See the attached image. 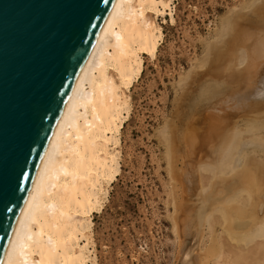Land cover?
Listing matches in <instances>:
<instances>
[{
  "label": "rangeland",
  "instance_id": "obj_1",
  "mask_svg": "<svg viewBox=\"0 0 264 264\" xmlns=\"http://www.w3.org/2000/svg\"><path fill=\"white\" fill-rule=\"evenodd\" d=\"M261 3H264V0H173V20H170L168 16H165L164 19L158 18L161 25L162 37L159 41L156 55L152 59L144 55L141 74L133 82L128 91L130 109L122 128V135L120 134V171L110 184L107 199L97 208L98 210L94 209V212H91L93 241L91 248L95 255L94 264H188V259L195 250H200V246L205 249L210 240L214 238L213 235L217 238L221 232V226L217 222H215L214 226H211L212 231L210 229L207 230L205 222L203 226L202 222L197 227V221L195 220L192 221L193 223H190V225L192 224L191 227L190 225L188 227L185 225V220H182L184 212L180 211V209L183 210L182 203L186 204L185 202L192 203L189 205L195 208V210L200 207L203 209L204 204H206L205 207L209 205L208 199L210 202L213 201L215 203L214 207H217L218 203L224 204L225 202H222V200L226 201L229 194L227 196L228 192L216 181L220 180V178L235 175L236 171L247 165L246 161L251 156L255 162L262 161L261 159L264 162V146L260 147V145L258 146L259 143H257L260 138H264V124L262 125L263 131L261 130L259 133L260 138L258 141L255 140L256 143L254 141L256 134H254V137L253 133L245 131L248 129L246 127L249 124L252 125V121L256 120L255 122H258L260 120L259 122L262 121L264 123V113L259 117L257 114L252 116L254 114L250 115L252 112L249 111L250 109L244 108L243 110L241 107L240 109L243 113L240 112V109L239 111L237 107H234L239 106V104L235 105V102L231 100V95H229L236 88L239 89L241 87L238 84L241 83L239 79L242 78L241 81L245 80L244 76L247 73L245 70H248L250 64L248 60L250 59L248 56L250 55V43L245 44L249 39L241 37L238 33L246 30L245 28L248 24L251 29L264 26V9L261 8H264V4ZM240 15L241 17H239ZM223 18L225 19L223 20ZM224 21L226 25L223 24ZM260 21L263 22L261 23ZM257 22H260V24ZM236 26L245 27L236 28ZM237 29H241L242 31ZM235 31L238 32L235 34ZM235 40H238V43ZM227 47L228 49H226ZM218 60H221L220 63ZM213 62L214 66H216L215 63L219 64L217 65L218 68L213 66ZM220 69H223V71ZM242 71L244 72L243 77L241 75L243 74ZM238 74L241 78L238 77ZM236 75L239 78L238 83L236 82L237 84H235L237 80H234ZM211 116L215 120L221 119L224 121L222 122L223 125H226L225 129L221 125L220 130L218 128L214 129L216 131L212 130L213 133L219 134L217 136L214 133V142H216V137V140L221 137L222 139L225 138L223 142L221 141L222 139L217 141L220 143L219 148L218 143H214L217 147L214 148V146L213 151L211 150L213 142L209 146L206 141L207 137H205L212 132H206L211 130V123L215 121L213 119L211 122ZM187 130L191 131L190 133L194 131L193 137H189L192 142L194 141L192 143L189 140L192 143L190 146L193 145V147L186 145L188 141L184 142L186 139H189L187 136H192ZM235 132H239V136ZM232 133H235V136ZM162 134L168 136L166 140L170 145L165 143L167 141L164 142L162 140ZM186 134L188 135L186 136ZM196 136L200 139V142L202 141L201 145L198 139H194ZM245 138L247 140L253 138V142L250 141L252 144L250 142L247 143ZM235 139L240 142H236ZM196 143H198L197 146ZM238 143L243 144L239 145ZM204 145H207L210 149ZM201 146L206 147L208 151H203L204 148ZM199 147L202 148L201 151ZM222 147H224V150ZM209 150L211 156L208 155ZM228 150L230 154L232 153L231 155L236 157L235 159L228 154ZM226 151L227 156L225 155ZM198 152L201 153L199 154ZM168 153L171 155L169 156ZM206 153L208 157H205ZM201 156H204V158ZM225 156L231 157V162L234 159V164L232 163V165L236 164V167L232 166L234 169L228 173L229 176L223 172V168L219 169L220 165H218V163H221L219 160L221 158L225 159ZM210 158L212 159L210 160ZM252 160L250 163L253 162ZM216 161L218 162L216 165L218 168L210 166L212 163V165H215ZM200 164L207 165V168L210 166L213 174L211 181L212 183H217L219 186L210 184L209 188L206 184V187L203 188L200 182L199 167L202 166ZM240 165L242 166L240 167ZM202 176L204 179L205 175ZM204 182L206 183V180ZM214 187H216L217 191ZM209 192L211 193L208 194ZM206 194H208L207 197ZM217 195L221 200L217 199ZM261 195L263 196H255V198L252 195L250 197V205L248 202L240 205L234 201H231V203H234L231 205H236L237 207L239 205L244 206V209L247 207L248 212L254 207L255 211L253 209L251 211L257 215H262L264 212V194ZM201 198H204L206 203ZM253 198L254 200L258 199L259 203L257 201L254 202ZM229 203L227 206H231ZM199 204L203 205L200 206ZM210 205L206 210L208 208L212 210ZM247 205H249V208ZM211 210H208V212ZM180 217L181 219H179ZM179 221H181L180 224L184 222L181 225H185L186 228L190 229L187 228L188 230L185 229V231L183 230L184 227L179 229ZM202 221L205 220L202 219ZM182 238L185 240V245L180 249L181 242L184 241ZM186 238L188 239L186 240ZM196 253L200 254V252ZM253 254L257 255L258 249ZM213 261H216V259Z\"/></svg>",
  "mask_w": 264,
  "mask_h": 264
},
{
  "label": "bare ground",
  "instance_id": "obj_2",
  "mask_svg": "<svg viewBox=\"0 0 264 264\" xmlns=\"http://www.w3.org/2000/svg\"><path fill=\"white\" fill-rule=\"evenodd\" d=\"M172 3L173 0L113 1L110 11L79 73L74 88L62 112L56 130L38 169L23 212L1 264L95 263V255L93 253L94 251L91 248L93 243L91 212L94 209L99 208L102 202L107 199L110 184L120 171V134L122 132L124 122L128 117L130 109V96L128 91L133 85V82L141 74L144 55L149 56L151 59L155 57L159 41L162 37L161 25L158 21V18L164 19L165 16H168L170 20H173ZM261 8L264 9L263 7ZM239 17H241V15ZM224 19L225 18H223V20ZM261 20L263 19L261 18ZM260 22L262 23L263 21ZM260 22L257 23L260 24ZM223 24L226 25L225 21ZM242 27L236 26V28ZM247 27H249V29H247ZM247 27L245 28L247 31H242L241 29L237 30L242 31H240L242 34L238 33L241 37H245L246 39L248 38L251 41L250 42L248 40V42H245V44L250 43V55H248L250 57V59H248L250 64L248 70H245L244 68L247 73H245V80H242L243 82L241 81L242 78L239 74L238 77H240L241 79L237 78V75L235 79L233 78L234 80H237L235 81V84L238 83L239 79L241 83L238 84L241 85V87L239 89L236 88L232 92L230 91L231 93H229V95H231V100L235 102V105L239 104V106H234L237 107V110H239L240 107L243 108V110L244 108L250 109L249 111H252L250 115H252L253 113L254 115L252 116H255L257 114V116L259 117L264 113V26L260 28L253 27L254 29H251L248 24ZM237 32L235 31V34ZM236 41L238 43V40H235V42ZM232 43H234V41H232ZM226 49H228V47ZM229 50L231 49L229 48ZM206 58L209 59L208 57ZM220 61L221 60H218L219 63ZM217 63H215L216 66H214L216 68H218L217 65H219ZM221 71H223V69ZM241 75L243 77L244 72ZM232 82L234 83V81ZM240 112L243 113L242 110ZM213 119L214 118L210 119L211 122ZM220 120L221 119L218 118V120L212 122V128H210L211 130H208L206 132L209 133V131H212L216 128L219 129L221 125H223L222 122H224L222 120L220 122ZM255 121H252V125L249 124L250 127L247 126L246 129H248L245 131H248L247 133H253L254 137V134H256V139H254V141H258V139L260 138L259 133L262 130V125L264 123L262 121V123L259 122L260 120L258 122ZM225 126L223 125L222 127H224L225 129ZM187 132H189V130H187ZM193 132L190 133L192 134V136H187L188 134H186L187 138H192ZM214 133L216 134V132ZM214 133L212 131L210 134L205 136L207 137L206 141L209 146L213 142V146H211L212 151L217 147L214 145V143H218L219 148L220 143L217 141L219 139H222V137L220 136L221 138L216 140V137V142H214ZM235 133L232 134L235 136ZM238 133H236V135H238ZM216 135L219 136L218 133ZM167 137V135L162 134L161 138L165 142L167 141ZM194 139H198V141L200 140L199 138H197V136ZM224 139L225 138H223L221 141L223 142ZM252 139H246V142L248 143L252 141ZM262 139L260 138L257 142L259 143L258 146L260 145V147L262 145L264 146V140ZM189 140L190 138L186 139V141L184 142L188 141L186 145L190 146V144H192L194 141L192 142V140H190L192 142L190 143ZM237 141L238 140H236V142ZM165 143H167V145H170L168 141ZM201 143L202 141L199 144L201 145ZM197 145L198 143H196V146ZM204 146L208 148L207 145ZM204 146L201 147L204 148ZM190 147H193V145ZM207 148L205 150L203 149V151H208V149H210V147L208 149ZM201 149L202 148H200V151ZM222 149L224 150V147H222ZM198 153L200 154L201 152ZM234 153L236 154V152ZM228 154H230L229 150ZM168 155L170 156L171 154L168 153ZM208 155L211 156L210 150L208 152ZM208 155L206 153L205 157H208ZM225 155L227 156V151ZM226 156L224 157L225 159L221 158V160H219V162L221 163H218L216 161L215 165H212V163L210 164V166H216L218 163V165H222L221 167L219 166V169L223 168V172L227 173L228 175V173L234 169L232 166L236 165H232L236 157L231 155V157H234L233 162H231L232 158H228ZM201 157L204 158V156ZM249 158H246L247 165L244 164L246 166H243L241 169H239L242 166L240 165V167L238 168L239 170L237 169L238 171H236L237 173H233L235 175H228L229 177L220 178V180L216 181L222 186L224 190L228 192L226 195L228 196L229 194V197L228 199H226V201L222 200V202H225L224 204L218 203L217 207H214L215 203L213 201L210 202V200L206 198L207 195L212 192L213 188L211 192L206 194L205 197L206 199H208V204H211L210 206L212 207V210L208 208V210H211L209 212L208 210H206L209 205L205 207L206 204H204L205 209H202L200 206H202L203 204L200 205V203V208H196L195 210V208L189 205L192 203H182L183 210L180 209V211L184 212V217L182 216V220H185V225L188 226L190 225V223H193L192 221L195 220L197 221V225L202 224L203 222V226L205 222V227H207V230H211V226H214L215 222L219 223L221 226V232L219 234L217 233V238L215 237V235H213L214 238L211 236L213 239L210 240V243L206 246L205 249L201 248L200 246L199 250L198 247V250L195 251L200 252V254H197L194 251L188 259V264H264V212L263 214L261 213L262 215H257L253 212L255 211L253 209L254 207H252L253 211H251L252 209H249L250 212H248L247 207L245 208L247 210H245L243 208L244 206H240L245 202H248L250 205V197H252V195L255 198V196L261 197L263 196L261 194H264L263 159H261L262 161L255 162L254 160H252V156ZM211 159L212 158H210V160ZM238 159L240 158L238 157ZM251 160L253 162L250 163ZM200 165H202L201 167H199L200 182L203 188L206 187V184L207 187H209L210 184H213V186H217V183H212L211 181L213 174L210 170V166H208L207 168V165ZM196 168L198 167L196 166ZM201 173L202 175H205L204 179L202 178L203 176L201 175ZM205 180L206 183L204 182ZM215 188L216 187H214V189ZM203 191L205 190L203 189ZM220 194L219 196L221 197ZM219 196H216L217 199H219ZM257 200L258 199H255L254 202ZM202 201L206 203L205 199ZM231 201L239 203L240 205L238 204V207H242L243 209L238 208L236 205H231L233 203H231ZM228 202H230L229 204L231 206H227ZM249 205H247L248 208ZM204 210H206L207 212ZM204 212H206L207 214H204ZM179 219H181V217ZM202 219L205 221H202ZM181 221H179L178 223L180 224ZM181 224H184V222ZM181 224L179 225V229L183 227L184 231L185 229H190L188 228L189 226L187 227V229L185 225L183 226ZM197 227H199V225ZM180 232L182 231L180 230ZM187 239L188 238H186V240ZM181 243L180 249L184 247L185 240ZM257 249L258 254H253ZM214 259H216V261L212 262V260Z\"/></svg>",
  "mask_w": 264,
  "mask_h": 264
},
{
  "label": "water",
  "instance_id": "obj_3",
  "mask_svg": "<svg viewBox=\"0 0 264 264\" xmlns=\"http://www.w3.org/2000/svg\"><path fill=\"white\" fill-rule=\"evenodd\" d=\"M114 0H101L99 7H93L90 24H81L74 31L65 32L44 71V91L40 115L34 135L36 143L28 159L26 171L29 179L22 182L20 191L5 197L0 202V264L9 247L34 179L56 130L62 112L77 81L79 73L93 47ZM61 0H0V53H2L7 87H12V73L16 63V36L20 26L28 21H37L54 14ZM94 13V15H93ZM87 19V18H86ZM39 153V155L37 154ZM5 205L11 211H5Z\"/></svg>",
  "mask_w": 264,
  "mask_h": 264
},
{
  "label": "snow or ice",
  "instance_id": "obj_4",
  "mask_svg": "<svg viewBox=\"0 0 264 264\" xmlns=\"http://www.w3.org/2000/svg\"><path fill=\"white\" fill-rule=\"evenodd\" d=\"M100 2L61 0L51 16L23 23L16 36V63L10 89L6 85L0 53V202L7 196H14L20 191L22 182L29 179L26 169L32 145L36 143L34 135H39L37 120L42 124L44 119L40 115L43 105L40 97L50 57L65 32L91 23L88 14L93 7L98 8ZM5 211L11 209L5 205Z\"/></svg>",
  "mask_w": 264,
  "mask_h": 264
}]
</instances>
